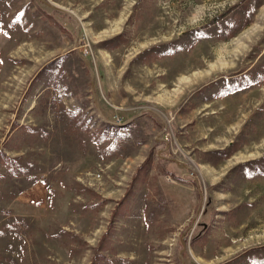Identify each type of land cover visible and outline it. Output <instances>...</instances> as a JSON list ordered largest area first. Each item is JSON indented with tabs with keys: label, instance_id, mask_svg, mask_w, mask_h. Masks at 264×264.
<instances>
[{
	"label": "rangeland",
	"instance_id": "374dc122",
	"mask_svg": "<svg viewBox=\"0 0 264 264\" xmlns=\"http://www.w3.org/2000/svg\"><path fill=\"white\" fill-rule=\"evenodd\" d=\"M0 264H264V0H0Z\"/></svg>",
	"mask_w": 264,
	"mask_h": 264
},
{
	"label": "trees",
	"instance_id": "16d2710c",
	"mask_svg": "<svg viewBox=\"0 0 264 264\" xmlns=\"http://www.w3.org/2000/svg\"><path fill=\"white\" fill-rule=\"evenodd\" d=\"M77 44H79V40H78V43ZM160 56V55H159ZM109 128H111V129H119V127H117V126H111V125H109L108 126ZM248 164V163H247ZM145 165V166H144ZM143 166L144 167H141L139 170H140V172H138L137 174H135L134 175V179H138L139 177H140V175H141V173L143 172V170H145V168H146V166L148 165V162H146L145 164H144ZM258 174H260V175H263V173H261L260 171L258 172V171H256ZM175 178V177H174ZM196 186V188L198 189V190H200L199 189V185H198V183L195 185ZM125 205V200H122V201H120V203L118 204V207H122L123 208V206Z\"/></svg>",
	"mask_w": 264,
	"mask_h": 264
},
{
	"label": "crops",
	"instance_id": "0c3cea01",
	"mask_svg": "<svg viewBox=\"0 0 264 264\" xmlns=\"http://www.w3.org/2000/svg\"><path fill=\"white\" fill-rule=\"evenodd\" d=\"M197 183L196 182H191V185L195 188V190L197 191V193H198V195L200 196V197H202V195L200 194V190H198L197 188H196V185ZM180 189V188H179ZM179 189H177L176 191H175V194L177 193V195H181L182 194V192H181V190H179ZM200 189V188H199Z\"/></svg>",
	"mask_w": 264,
	"mask_h": 264
},
{
	"label": "water",
	"instance_id": "95a60500",
	"mask_svg": "<svg viewBox=\"0 0 264 264\" xmlns=\"http://www.w3.org/2000/svg\"><path fill=\"white\" fill-rule=\"evenodd\" d=\"M77 33H78V31L76 30V31H75V34L77 35ZM91 90H92V87H91ZM125 124H127V122H125V123L122 124L121 126H123V125H125ZM156 141H159V139H156Z\"/></svg>",
	"mask_w": 264,
	"mask_h": 264
},
{
	"label": "built area",
	"instance_id": "2783aa9c",
	"mask_svg": "<svg viewBox=\"0 0 264 264\" xmlns=\"http://www.w3.org/2000/svg\"><path fill=\"white\" fill-rule=\"evenodd\" d=\"M115 123H119V121L116 119L115 121H114Z\"/></svg>",
	"mask_w": 264,
	"mask_h": 264
}]
</instances>
